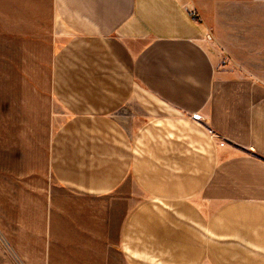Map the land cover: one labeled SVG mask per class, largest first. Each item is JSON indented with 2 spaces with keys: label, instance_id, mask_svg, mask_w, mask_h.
<instances>
[{
  "label": "crops",
  "instance_id": "crops-1",
  "mask_svg": "<svg viewBox=\"0 0 264 264\" xmlns=\"http://www.w3.org/2000/svg\"><path fill=\"white\" fill-rule=\"evenodd\" d=\"M51 9L50 166L75 200L49 236L93 264H264V0Z\"/></svg>",
  "mask_w": 264,
  "mask_h": 264
},
{
  "label": "rangeland",
  "instance_id": "rangeland-1",
  "mask_svg": "<svg viewBox=\"0 0 264 264\" xmlns=\"http://www.w3.org/2000/svg\"><path fill=\"white\" fill-rule=\"evenodd\" d=\"M60 43L51 0H0V264L95 262L89 250L49 236L51 213L75 200L50 166L55 134L69 118L53 93Z\"/></svg>",
  "mask_w": 264,
  "mask_h": 264
},
{
  "label": "built area",
  "instance_id": "built-area-1",
  "mask_svg": "<svg viewBox=\"0 0 264 264\" xmlns=\"http://www.w3.org/2000/svg\"><path fill=\"white\" fill-rule=\"evenodd\" d=\"M191 14H193V15L196 14V10H192Z\"/></svg>",
  "mask_w": 264,
  "mask_h": 264
}]
</instances>
